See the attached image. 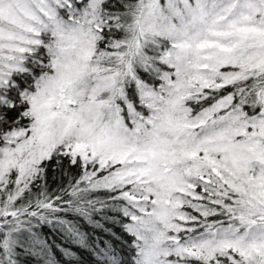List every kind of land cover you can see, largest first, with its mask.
Returning <instances> with one entry per match:
<instances>
[{
  "label": "snow or ice",
  "instance_id": "1",
  "mask_svg": "<svg viewBox=\"0 0 264 264\" xmlns=\"http://www.w3.org/2000/svg\"><path fill=\"white\" fill-rule=\"evenodd\" d=\"M0 264H264V0H0Z\"/></svg>",
  "mask_w": 264,
  "mask_h": 264
},
{
  "label": "trees",
  "instance_id": "2",
  "mask_svg": "<svg viewBox=\"0 0 264 264\" xmlns=\"http://www.w3.org/2000/svg\"><path fill=\"white\" fill-rule=\"evenodd\" d=\"M85 260H87V257L85 256Z\"/></svg>",
  "mask_w": 264,
  "mask_h": 264
}]
</instances>
